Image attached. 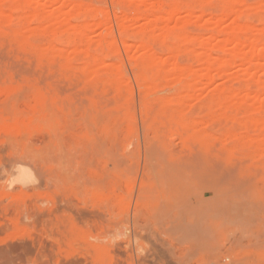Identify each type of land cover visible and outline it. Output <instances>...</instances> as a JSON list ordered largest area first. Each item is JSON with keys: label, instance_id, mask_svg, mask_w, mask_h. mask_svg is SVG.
Masks as SVG:
<instances>
[{"label": "rangeland", "instance_id": "374dc122", "mask_svg": "<svg viewBox=\"0 0 264 264\" xmlns=\"http://www.w3.org/2000/svg\"><path fill=\"white\" fill-rule=\"evenodd\" d=\"M0 264H264V0H0Z\"/></svg>", "mask_w": 264, "mask_h": 264}, {"label": "bare ground", "instance_id": "6f19581e", "mask_svg": "<svg viewBox=\"0 0 264 264\" xmlns=\"http://www.w3.org/2000/svg\"><path fill=\"white\" fill-rule=\"evenodd\" d=\"M227 6H228V5H227ZM228 7H229V6H228ZM23 171H24V170H23ZM20 175H21L20 178H21L22 181H27L29 178H32V177H29L30 173L27 174L26 171L22 172ZM20 175H19V176H20ZM31 176H32V175H31ZM17 178H18V177H17ZM21 180L18 179V181L21 182V184H22V181H21ZM31 180H33V178H32ZM31 180H30V181H31ZM16 181H17V179H16ZM30 181L27 182V184L30 183ZM31 182H32V181H31Z\"/></svg>", "mask_w": 264, "mask_h": 264}]
</instances>
